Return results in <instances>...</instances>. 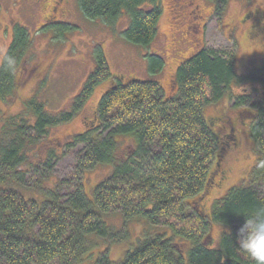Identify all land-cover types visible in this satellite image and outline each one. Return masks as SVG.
Segmentation results:
<instances>
[{"label":"trees","instance_id":"16d2710c","mask_svg":"<svg viewBox=\"0 0 264 264\" xmlns=\"http://www.w3.org/2000/svg\"><path fill=\"white\" fill-rule=\"evenodd\" d=\"M158 4L159 0H78L86 19L107 25L125 12L129 24L122 35L141 47H148L157 35ZM14 31L0 65V102L16 87L18 65L30 44L23 27ZM9 57L14 64L8 63ZM94 60V70L70 102V111L51 116L43 103L29 98L25 104L30 115L22 107L20 115L8 120L14 123L13 130L1 131L0 264H254L235 242L244 222L238 213L264 208V96L253 89L250 95L232 99L237 122H249L255 166L248 181L229 189L208 214L202 209L205 195L235 145L236 124L209 118L206 109L220 103L234 86L259 84L264 89V66L238 77L225 53L202 48L178 66L176 90L166 97L154 80L124 83L111 77L100 47ZM163 66L161 57L148 55L151 75ZM107 81L111 83L95 109L94 125L62 150L63 156L74 158L73 168L48 191L43 181L52 176L50 164L58 156L34 165L26 156L29 147L50 128L69 122L96 87ZM3 114L7 113L0 109V117ZM221 124L232 127L222 134L217 130ZM125 140L129 146L121 154L119 146ZM98 165H107L110 171L89 199L83 175ZM30 188L46 191V199L24 198L22 190ZM113 213L121 215L123 224L142 219L164 232L146 236L112 262L107 247L98 254L94 251L99 242L120 241L104 219ZM209 223L228 229L215 249L207 232Z\"/></svg>","mask_w":264,"mask_h":264},{"label":"rangeland","instance_id":"374dc122","mask_svg":"<svg viewBox=\"0 0 264 264\" xmlns=\"http://www.w3.org/2000/svg\"><path fill=\"white\" fill-rule=\"evenodd\" d=\"M181 5L185 6L184 11ZM160 6L157 35L148 47H141L126 41L122 35L129 24L125 12L116 23L107 25L86 19L79 10L78 0H0V65L12 44L16 26L26 30L30 42L18 65L16 87L0 102V109L7 113L0 117V136L1 131L13 130L14 123L8 122L10 117L20 115L23 108V112L29 111L25 104L29 98L43 103L45 112L51 116L70 111V102L94 70V54L99 47L111 77L124 83L131 79L154 80L166 97L176 90L174 75L178 66L202 48L225 53L234 63L238 77L263 69L264 0H160ZM195 7L198 13L192 14ZM152 54L164 62L156 75L148 72V55ZM110 83L107 81L96 87L69 122L50 128L42 139L29 147L26 156L34 165L45 163L50 155L58 156L50 164L52 176L43 181L42 187L48 191L57 178L73 168L74 158L63 156L62 150L71 138L94 125L91 121L95 109ZM259 87L258 84L234 86L220 103L206 109L207 117H222L236 124L232 132L236 143L226 153L215 185L205 195L202 205L205 214L229 189L250 178L256 155L247 131L249 122H237L238 111L232 110L231 105L235 97ZM258 91L264 93V89ZM30 117L32 124L33 117ZM222 126L218 125L217 130L223 134L228 127ZM128 146V141H123L119 152L122 154ZM109 171V166L98 165L84 173L83 190L89 199L91 191ZM22 194L26 199L43 202L48 193L30 188L23 189ZM104 219L121 239L118 243L99 242L94 253H101L107 247L112 262L122 259L126 251L134 249L146 236L164 232V228L151 226L142 219L123 224L119 213L107 214ZM227 231L226 227L208 224V236L213 240L211 249L218 247L222 234ZM186 258L185 255V262Z\"/></svg>","mask_w":264,"mask_h":264},{"label":"clouds","instance_id":"9594fccd","mask_svg":"<svg viewBox=\"0 0 264 264\" xmlns=\"http://www.w3.org/2000/svg\"><path fill=\"white\" fill-rule=\"evenodd\" d=\"M7 59L10 65L14 64L11 57ZM238 214L244 216V222L236 232L238 249L254 264H264V208Z\"/></svg>","mask_w":264,"mask_h":264},{"label":"flooded vegetation","instance_id":"af4514ba","mask_svg":"<svg viewBox=\"0 0 264 264\" xmlns=\"http://www.w3.org/2000/svg\"><path fill=\"white\" fill-rule=\"evenodd\" d=\"M179 1H187V0H179ZM175 2V1H174ZM191 5V4H190ZM158 6L161 8V6H160V0H159V4H158ZM181 7H182V11H184V5H181ZM181 11V12H182ZM162 12V11H161ZM196 13H198L197 12V8L195 7V9H194V11L192 12V14H196ZM197 52V51H196ZM251 85H254V84H251ZM259 85V84H258ZM260 86V85H259ZM259 89H262L261 88V86L258 88V89H256V90H259ZM250 93H252V92H250ZM250 93H247L248 95H250ZM262 96H264V93L262 94ZM232 127V125H230V127L228 126V130L230 129ZM234 129V128H233ZM230 131V130H229ZM234 131H235V129H234ZM236 142H235V140H234V144H235Z\"/></svg>","mask_w":264,"mask_h":264},{"label":"bare ground","instance_id":"6f19581e","mask_svg":"<svg viewBox=\"0 0 264 264\" xmlns=\"http://www.w3.org/2000/svg\"><path fill=\"white\" fill-rule=\"evenodd\" d=\"M236 83V82H235ZM123 143V142H122ZM111 176V175H110ZM93 188V187H92Z\"/></svg>","mask_w":264,"mask_h":264}]
</instances>
